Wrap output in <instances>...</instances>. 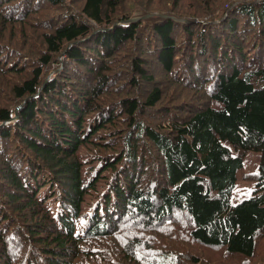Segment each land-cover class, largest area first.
<instances>
[{
	"label": "trees",
	"instance_id": "1",
	"mask_svg": "<svg viewBox=\"0 0 264 264\" xmlns=\"http://www.w3.org/2000/svg\"><path fill=\"white\" fill-rule=\"evenodd\" d=\"M0 264H264V0H0Z\"/></svg>",
	"mask_w": 264,
	"mask_h": 264
},
{
	"label": "rangeland",
	"instance_id": "2",
	"mask_svg": "<svg viewBox=\"0 0 264 264\" xmlns=\"http://www.w3.org/2000/svg\"><path fill=\"white\" fill-rule=\"evenodd\" d=\"M137 15L142 14V12L136 13ZM134 14V15H136ZM149 14V13H145ZM154 14V13H151ZM156 14H164V13H156ZM133 15V16H134ZM189 20V19H185ZM193 21V20H191ZM190 22V21H184ZM182 22V23H184ZM259 154L254 152H249L245 155L243 159V169L246 173H256L258 166ZM255 189V183L247 182V181H238L233 190L230 193V202L236 203L242 199L248 198L252 195Z\"/></svg>",
	"mask_w": 264,
	"mask_h": 264
},
{
	"label": "water",
	"instance_id": "3",
	"mask_svg": "<svg viewBox=\"0 0 264 264\" xmlns=\"http://www.w3.org/2000/svg\"><path fill=\"white\" fill-rule=\"evenodd\" d=\"M167 18H170V19H173L175 22H184V21H191V20H185V19H177L175 17H173L172 15L170 14H167V13H164V14H145V13H142V14H139V15H134L132 16L131 18H129L127 20L128 23H135L139 20H142L144 22H160L164 19H167Z\"/></svg>",
	"mask_w": 264,
	"mask_h": 264
},
{
	"label": "bare ground",
	"instance_id": "4",
	"mask_svg": "<svg viewBox=\"0 0 264 264\" xmlns=\"http://www.w3.org/2000/svg\"><path fill=\"white\" fill-rule=\"evenodd\" d=\"M215 50V49H214ZM195 68V67H194ZM225 69V68H224ZM223 69V70H224ZM228 71V70H227ZM185 83V82H184ZM191 89V88H190ZM186 97V96H185ZM185 97H184V99H185ZM188 99V98H187ZM186 102V101H185ZM197 104V103H196ZM191 105V104H190ZM115 124V123H114ZM125 124H126V122H125ZM110 125V124H109ZM127 125V124H126ZM124 126V125H123ZM109 127H111V126H109ZM116 127V126H115ZM126 127V126H125ZM120 128V127H119ZM123 128V127H122ZM110 129V128H109ZM123 131V130H122ZM126 131V130H125ZM200 131V130H199ZM121 133H123V132H121ZM129 133V132H128ZM215 139V138H214ZM131 142V141H130ZM123 145H121V147H122ZM98 147V146H97ZM96 146H95V148H97ZM99 148V147H98ZM102 149V148H101ZM118 148H116V150H117ZM98 151V150H97ZM50 152H52V151H49V153ZM163 152V151H162ZM50 154H52V153H50ZM53 155V154H52ZM204 182V181H203ZM210 186V185H209Z\"/></svg>",
	"mask_w": 264,
	"mask_h": 264
}]
</instances>
